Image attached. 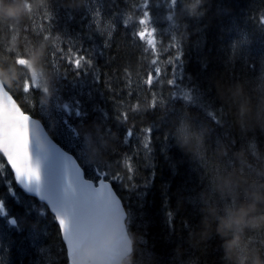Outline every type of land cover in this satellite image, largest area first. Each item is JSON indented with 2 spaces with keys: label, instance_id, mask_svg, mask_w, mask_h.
I'll use <instances>...</instances> for the list:
<instances>
[{
  "label": "trees",
  "instance_id": "trees-1",
  "mask_svg": "<svg viewBox=\"0 0 264 264\" xmlns=\"http://www.w3.org/2000/svg\"><path fill=\"white\" fill-rule=\"evenodd\" d=\"M76 1L85 3L78 8L70 0H48L22 22H0V68L9 76L10 66L23 64L22 57L45 38L59 53L58 70L46 53L35 80L20 68L7 88L26 112L40 118L51 135L69 148L72 138H61L50 129L40 109L46 89H51L50 78L61 89L65 86L60 117L76 136L79 133L93 159L92 169L105 170L124 202L129 232L136 240L135 264H229L219 236L213 234L199 247L191 246L189 239L204 218V194L211 192L212 179L234 166L231 153L216 160L218 145L231 141L233 150H238L254 143L264 160V134L257 132L251 140L240 137L234 119L241 85L249 98L264 96V26L259 24L264 0H178L175 5L172 0H150L149 26L157 32V54L163 51L158 64L161 82L152 85L144 81L155 67L153 55L145 53L133 35L140 27L136 5L142 0H98L103 23L112 25L111 31L102 29L100 35L95 25L88 24L92 0ZM16 3L0 0L2 6ZM123 22L129 27L124 28ZM171 41L177 47H169ZM77 54L87 55L91 64L76 69L69 60ZM173 70L174 92L167 82ZM134 105L139 111H132ZM124 112L127 120L122 118ZM187 117H192L194 127L208 132L207 152L199 157H190L176 142V130ZM149 127L153 129L150 151L143 147ZM129 129L134 135L125 144ZM0 165V200L7 211L0 216V264H69L53 215L47 210L41 216L46 206L19 190L1 155ZM9 182L15 195L10 194ZM225 203L229 202L221 205ZM12 218L19 227L8 222ZM32 232L41 234L34 237ZM246 240L242 260L250 261L256 254L264 260V233L249 234Z\"/></svg>",
  "mask_w": 264,
  "mask_h": 264
},
{
  "label": "clouds",
  "instance_id": "clouds-1",
  "mask_svg": "<svg viewBox=\"0 0 264 264\" xmlns=\"http://www.w3.org/2000/svg\"><path fill=\"white\" fill-rule=\"evenodd\" d=\"M47 3L48 0H17L15 5H0V22H22L32 14V9H39ZM12 44L15 47V37ZM46 47L47 38L31 54L22 57L25 61L23 64L10 66L11 76L8 70L0 68V82L11 86L20 68L26 69L31 79L35 80ZM234 106L238 136L251 140L257 132L264 134V96L249 98L241 85ZM207 136V131L193 126L192 117L185 118L176 130L178 147L190 157L206 154ZM215 153L218 162L227 159L231 153L234 166L231 170L221 171L211 192L204 194L205 208L202 211L205 215L200 228L190 235L189 243L199 247L215 234L222 241L224 256L229 264H264L259 254L252 256L250 261L241 258V251L247 243L246 237L264 233V160L260 159V150L254 143L248 148L242 146L233 150L229 141L228 144L218 145ZM222 201L229 203L221 205ZM135 245V238L130 236L127 251L119 264H135ZM84 256V264H104L103 260L96 258L95 249H85Z\"/></svg>",
  "mask_w": 264,
  "mask_h": 264
},
{
  "label": "snow or ice",
  "instance_id": "snow-or-ice-1",
  "mask_svg": "<svg viewBox=\"0 0 264 264\" xmlns=\"http://www.w3.org/2000/svg\"><path fill=\"white\" fill-rule=\"evenodd\" d=\"M175 5L178 0H172ZM150 0H142L136 5L137 14L140 18L136 23L140 26L133 30L135 39L143 46V51L153 55L148 76L145 78V84L152 85L154 82L159 84L160 77L163 74L158 66L162 52L157 54L156 40L157 32L155 27H150L151 13L149 10ZM142 13V14H141ZM46 18L47 14H46ZM259 24L264 26V15H261ZM124 28H128L127 22L122 23ZM42 38V37H41ZM111 39V33L108 35ZM163 41L161 40V44ZM105 46H108L107 44ZM169 47H177L174 41L170 42ZM57 50V47L50 49ZM69 60L76 69L90 65L91 60L87 55H79ZM179 55L175 56V60H179ZM167 61V57H163ZM168 85L173 87L177 81L175 79V71L173 70L172 78L167 79ZM29 91H32L29 85ZM155 92V89H151ZM172 92V93H173ZM6 95L0 100V152L6 158L8 165L14 173V182L19 185L25 192L36 195L42 203H46L47 207H42L41 216L46 214L47 210H51L54 220L58 223L61 238L65 244V250L71 264L74 260L79 248L87 241L95 240L109 227H122L121 222L125 219V210L120 200L111 189V185L105 178L108 174L104 169L97 168V180L95 184L85 182L82 179L80 168L76 162L69 156L55 149L66 161V172L70 168L71 179L67 181L63 187V193L59 197L49 195L43 190L41 181V172L38 162H34L30 154V145L32 143V126L33 121L29 115L21 111L10 90L5 89ZM187 95V93H185ZM172 98V94H171ZM152 106H156V100H151ZM132 111H139L138 105H134ZM122 118L127 120L128 113L124 112ZM152 128L145 130L146 142L143 147L150 151V139ZM134 132L129 129L126 131L124 143L127 144L129 139L133 137ZM46 139V137H45ZM55 148L54 145L51 146ZM45 160L49 157V152L45 151L41 154ZM124 164L128 171H133L128 158H125ZM3 165H0L2 169ZM117 180L119 177H115ZM9 182V191L11 195H15L14 189L11 188ZM7 211L3 200H0V216H6ZM8 222L19 227L15 218L9 219ZM40 232H32L34 237L39 236ZM44 251V250H42Z\"/></svg>",
  "mask_w": 264,
  "mask_h": 264
},
{
  "label": "water",
  "instance_id": "water-1",
  "mask_svg": "<svg viewBox=\"0 0 264 264\" xmlns=\"http://www.w3.org/2000/svg\"><path fill=\"white\" fill-rule=\"evenodd\" d=\"M5 89H7L5 84L3 82H0V100H2V98L6 95ZM13 99L15 100L14 96H13ZM16 103H17V101H16ZM17 105L20 107V105L18 103H17ZM20 109H21V111H23V109L21 107H20ZM25 114L29 115L33 121V126H32V130H31V132H32V143L30 145V154L32 156L33 161L39 163L43 190L51 196L59 197L63 193V187L65 186L67 181L69 179H71L70 168L66 172V170H65L66 169V161L64 160V158L59 153H57L55 151V149H59L60 152L71 157L76 162L77 167L80 168L82 179L85 182L95 184L94 181L86 178L85 170L79 164L76 157L73 154H71L70 152H68L66 149H64L60 144H58L50 136V134L48 133L44 124L39 119L32 117L30 114H27V113H25ZM45 137H46V139H45ZM52 145H54L55 148H52L51 147ZM45 151L49 152V157L47 160H45L43 158V156L41 155ZM9 167H10V165H9ZM12 172H13V170H12ZM110 185H111L112 191L115 193L117 198L120 200L121 205L123 206L125 213H126L125 219L121 222L122 227H109L103 231V233L99 236V238L85 242L79 248V250L76 254L75 260H74V264H84V262H85V256H84L85 249H95L97 251V257L96 258L103 260L104 264H119V261L121 260V258L124 256V254L127 251L128 241H129V237H130V235L128 233V228H127L128 214H127V211L124 207L122 199L117 194L113 185L111 183H110ZM21 190H23V189H21ZM25 193L27 195L35 197L39 201H41L36 195L30 194L27 192H25ZM50 212H51V210H50ZM69 264H70V261H69Z\"/></svg>",
  "mask_w": 264,
  "mask_h": 264
},
{
  "label": "rangeland",
  "instance_id": "rangeland-1",
  "mask_svg": "<svg viewBox=\"0 0 264 264\" xmlns=\"http://www.w3.org/2000/svg\"><path fill=\"white\" fill-rule=\"evenodd\" d=\"M70 3H77V1L76 0H70ZM84 3H85V1H83L79 4L77 3L78 8H81V6L84 5ZM89 7L91 10V15H90V19H89L88 24L92 25V26L93 25L96 26L97 35L98 34L100 35V33L103 34L102 29H106L107 31H111L112 25L108 22L103 23L104 22L103 21V15H102L101 10H100L101 7H100L99 1L98 0H92L89 3ZM80 21L83 23L84 18L81 19ZM100 30H101V32H98ZM233 31L234 30H232V32ZM239 41H241L240 38H239ZM244 42H240L242 44V47L245 45ZM39 46H40V44H39ZM246 46H247V43H246ZM53 47H54L53 43L47 42V47L44 50V54L48 53V58L50 59L49 61L51 63H52V58H53V63L55 62L54 66L56 67L55 69L58 70L59 68H58V64L56 62L55 56H58L59 53H55V51H52L51 55H49L50 49ZM54 53H55V55H54ZM58 61H59V59H58ZM52 81L53 80H51V78H50V80H48V82L50 83L51 89H48V88L46 89V92H45L43 99L41 101L40 109L44 113V116L47 118L48 125H49L50 129L56 131L58 133V136L61 138H65V136L72 138V142L69 144L70 152L75 153L76 157L82 161V164L86 169H88V167L90 168V173L92 174V177H93V175L97 176L95 173L96 170L94 171L92 169L93 168V166H92L93 165V159L91 157V154L87 151L86 145L85 144L83 145V142L80 139L79 133H77V136H76L75 129L68 126L67 122H65L60 117L61 116L60 109L63 106L61 91L63 90V88L65 89V86L61 89V87H58L57 85H55L56 82L53 83ZM87 85L89 86L90 84H87ZM26 86H27V89H29V84H27ZM87 90L88 89L86 87L85 92H87ZM30 103L32 106H35L34 101L30 100ZM95 145L93 144V147ZM93 152L96 154L95 151H93ZM216 178H217V176H215V180H216ZM211 183L213 184V183H215V181L212 179Z\"/></svg>",
  "mask_w": 264,
  "mask_h": 264
},
{
  "label": "bare ground",
  "instance_id": "bare-ground-1",
  "mask_svg": "<svg viewBox=\"0 0 264 264\" xmlns=\"http://www.w3.org/2000/svg\"><path fill=\"white\" fill-rule=\"evenodd\" d=\"M79 164L84 168V166L79 162ZM38 200V199H37ZM39 201V200H38ZM128 214V213H127ZM127 221H128V219H127Z\"/></svg>",
  "mask_w": 264,
  "mask_h": 264
}]
</instances>
